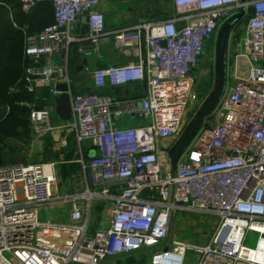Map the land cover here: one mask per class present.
<instances>
[{
    "label": "built area",
    "instance_id": "obj_1",
    "mask_svg": "<svg viewBox=\"0 0 264 264\" xmlns=\"http://www.w3.org/2000/svg\"><path fill=\"white\" fill-rule=\"evenodd\" d=\"M19 1L25 11L39 2L52 6L53 21L25 36L22 84L30 93L49 87L53 97L56 83L68 86V118L52 124L42 107L30 109L29 121L34 136L55 128L64 140L73 136L78 154L68 162L76 164L79 189L59 192L53 162H1L0 264H264V0H171L170 17L112 31L114 49L124 56L133 50L136 58L91 69L93 87L144 81L135 99L69 89L72 42L86 60L99 56L101 0ZM234 10L245 24L232 65L245 61L247 70L225 65L221 95L171 164L215 86L199 93L195 84L206 43L232 23ZM81 17L86 29L74 36ZM126 115L146 123L117 125ZM57 202L67 207V221L40 219ZM175 210L217 221L208 236L174 238ZM248 232L254 246L246 244Z\"/></svg>",
    "mask_w": 264,
    "mask_h": 264
},
{
    "label": "crops",
    "instance_id": "obj_2",
    "mask_svg": "<svg viewBox=\"0 0 264 264\" xmlns=\"http://www.w3.org/2000/svg\"><path fill=\"white\" fill-rule=\"evenodd\" d=\"M1 3V2H0ZM100 10L104 14V21H105V34L101 38V49L99 56L92 57V59H87L86 68L78 74L75 70V66L81 62L83 57L80 56L78 60L74 63L73 67L69 69L71 82L69 85V89L73 92H93V91H100L107 94L112 95L115 98H137L140 96L145 89V82L138 81L127 83L123 85H119L116 87H106L102 90H96L93 87L91 78H90V70L96 67H104L107 65L113 64H123L129 60H134L136 58L133 50L130 55H122L114 49L112 44V31L117 30L123 26L131 25L139 21H148V20H159L170 17L174 13V7L172 5L171 0H101ZM22 9V8H21ZM26 13V20L31 23H27L24 27L30 33L28 35H33L41 26L50 23L53 21V13L51 11V7L47 3L36 5L28 10H23ZM239 16L241 17L240 13ZM238 15L233 17V20L239 17ZM240 19V18H239ZM31 24V25H30ZM245 24V17L243 24L239 27V34L242 35L243 33V26ZM86 29L85 23L83 18L79 19V22L75 24L72 28V34L74 36L80 35ZM25 34V31L23 30ZM237 34H234V25L232 30V35L228 36L227 41V48H225V65H231L232 70H239L240 72H246L247 70V63L245 61L240 62L238 64H233V42L237 40ZM26 34L24 35V37ZM240 36V35H239ZM211 41V40H210ZM70 48L74 52L75 46L78 47L79 42L74 41L71 44ZM142 53L145 51L144 46H142L141 50ZM231 51V52H230ZM229 55V57H228ZM53 60L45 59L43 62L51 63ZM57 61L55 63L57 64ZM230 63H229V62ZM240 65L242 68H240ZM41 88V89H40ZM45 92L46 95H50V100L48 101L46 107L49 111V120L52 124H57L64 121L66 118L61 116V111L59 105L56 103V98L53 97L49 92V87L41 86L38 87L35 91L37 95L41 97V92ZM42 98V97H41ZM27 103V102H26ZM28 105V103H27ZM40 105V104H39ZM142 117H135L132 118L129 115L122 117L117 120V125L124 126V125H136L141 124L143 122ZM64 132L60 128H55L50 132L44 133L40 136H32L31 138V146L37 149H51L53 151L60 150L59 159L57 161H51L56 164H62L61 166L55 167V172L61 179V171H65L66 174H71L72 170H74V166H71L73 162H68L69 159L75 158L78 154V145L75 142L73 136H67L66 139H63ZM66 143L64 145L63 143ZM25 158V157H24ZM63 158V159H62ZM67 161V162H66ZM75 164V163H73ZM71 167H70V166ZM67 208V207H66ZM66 211V210H65ZM67 212V211H66ZM177 238V237H176ZM183 239V238H180Z\"/></svg>",
    "mask_w": 264,
    "mask_h": 264
},
{
    "label": "rangeland",
    "instance_id": "obj_3",
    "mask_svg": "<svg viewBox=\"0 0 264 264\" xmlns=\"http://www.w3.org/2000/svg\"><path fill=\"white\" fill-rule=\"evenodd\" d=\"M11 6V5H10ZM12 15V11H11ZM11 15H9L11 17ZM233 15L239 16V11L234 10ZM240 18V19H239ZM244 17L241 15L238 18L232 20L234 25V34L236 38L240 40L241 34H239V27L243 24ZM222 25H220L215 32L211 41L206 43L205 53L202 59V62L198 66L197 70L194 73L195 84L197 91L202 92V86L207 85L210 87L213 82L215 84L216 76V56L219 48L218 38L219 30ZM22 39L25 40L24 33L22 32ZM240 35V36H239ZM229 45V44H228ZM227 43L225 48H227ZM23 47V46H22ZM226 51V50H225ZM231 52V51H230ZM229 57V55H228ZM227 58V57H225ZM92 59V57L88 58ZM227 59H225L226 61ZM229 62V61H228ZM230 63V62H229ZM240 68L242 66L240 65ZM4 113H7V108H5ZM146 120L144 119L141 124H145ZM19 129V130H18ZM17 131H21V126L18 124L16 127ZM28 136V137H27ZM33 136L31 127L29 125V132L27 135H5L2 137L1 143L3 144L0 158L4 159L5 162H11V158H20L25 157L28 161L41 162V163H50L51 161H57L59 159V154L62 153L58 151H53L51 149H37L31 146V138ZM63 159V158H62ZM62 164H56L55 167L61 166ZM47 171H50V166L45 167ZM61 180L58 183L59 192H73L79 189L78 178L74 177L72 174H66L65 171H61ZM66 207L63 203L57 202L53 205L46 206L42 209L40 213V219H53L58 221H67L66 216ZM217 221V217L210 213H201V212H184L175 210L172 224L170 228V235L174 238H183L189 241L197 240L198 236H208L211 228ZM256 241V235L252 232H248L246 244L249 246H254ZM146 256H144L145 259ZM140 263H143V259L140 260Z\"/></svg>",
    "mask_w": 264,
    "mask_h": 264
},
{
    "label": "trees",
    "instance_id": "obj_4",
    "mask_svg": "<svg viewBox=\"0 0 264 264\" xmlns=\"http://www.w3.org/2000/svg\"><path fill=\"white\" fill-rule=\"evenodd\" d=\"M0 2L1 152V149L3 147V144L1 143L2 137L5 135H27L30 125V109L42 108L46 106L47 104H49L48 101L50 100L51 96L48 94L46 95V93L43 91L41 92V98L35 93L36 90L30 93L23 88L22 76L24 69V60L22 46H24V39H22V32L24 30L26 35L30 33L28 28L26 29L24 25L31 22H28L26 20V13L22 11L19 0H0ZM43 3L49 4L52 11V6L49 2H39L34 4L32 7ZM9 15H11V17ZM45 25L41 26V28L38 29L35 33L41 30ZM80 56L81 55L77 52V46H75L74 52L70 48L68 60L69 69L73 67L74 63L80 58ZM26 102L28 103V105L25 104ZM5 108H7V113H4ZM18 124L21 126V131L16 130ZM11 159V162H14L16 160V158ZM2 162H5V160L2 159ZM70 165H75L74 168H76V164L72 163Z\"/></svg>",
    "mask_w": 264,
    "mask_h": 264
},
{
    "label": "water",
    "instance_id": "obj_5",
    "mask_svg": "<svg viewBox=\"0 0 264 264\" xmlns=\"http://www.w3.org/2000/svg\"><path fill=\"white\" fill-rule=\"evenodd\" d=\"M84 20V18H83ZM233 24L231 22H227L223 24L219 30V48L217 51L216 56V76H215V86L213 91L211 92L210 96L206 100V102L203 104L201 109L196 114L193 121L190 123L180 140L177 142L176 146L172 150L170 154V162L171 164L174 163L176 155L181 151V149L185 146V144L188 142V140L193 135L194 131L198 128L200 125L203 117H205L219 98V96L222 93L223 85H224V75H225V46L228 41V32L232 28ZM87 60L85 58L81 59V62L75 66V70L78 74H81V72L84 70V67L86 66ZM57 64H61V60L57 61ZM54 88L60 92L59 96L56 98V103L59 105L61 116L63 118H68L70 115V101H69V95L67 93L68 86L66 83H56L54 85ZM27 105V103H25ZM92 154V152H90ZM25 158L20 157L16 159V162H24ZM2 160L0 158V164Z\"/></svg>",
    "mask_w": 264,
    "mask_h": 264
},
{
    "label": "bare ground",
    "instance_id": "obj_6",
    "mask_svg": "<svg viewBox=\"0 0 264 264\" xmlns=\"http://www.w3.org/2000/svg\"><path fill=\"white\" fill-rule=\"evenodd\" d=\"M46 166H49V165H45V166H44L45 172H46V173H49V171H47L46 168H45Z\"/></svg>",
    "mask_w": 264,
    "mask_h": 264
}]
</instances>
